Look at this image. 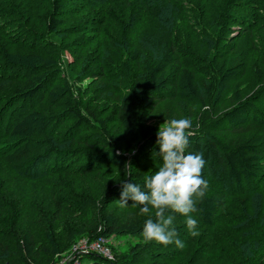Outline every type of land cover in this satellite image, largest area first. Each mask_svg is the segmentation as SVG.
Returning a JSON list of instances; mask_svg holds the SVG:
<instances>
[{"label": "trees", "instance_id": "obj_1", "mask_svg": "<svg viewBox=\"0 0 264 264\" xmlns=\"http://www.w3.org/2000/svg\"><path fill=\"white\" fill-rule=\"evenodd\" d=\"M241 34L259 52L264 0H0V264H56L77 237L114 235L139 241L78 264H264L251 260L264 245V45L259 57L233 53ZM88 44L97 65L77 70L64 52ZM85 76L103 85L82 91ZM166 100L167 119L192 121L189 151L206 161L208 189L192 213L199 235L172 213L183 248L145 242L140 206L119 202L121 181L142 183L161 165L146 120ZM124 160L106 193L67 194L71 178ZM86 209L93 221L57 232L63 210ZM38 220L40 241L29 227Z\"/></svg>", "mask_w": 264, "mask_h": 264}, {"label": "clouds", "instance_id": "obj_2", "mask_svg": "<svg viewBox=\"0 0 264 264\" xmlns=\"http://www.w3.org/2000/svg\"><path fill=\"white\" fill-rule=\"evenodd\" d=\"M192 129L193 123L187 118L172 119L166 126L160 124L155 141L159 151L153 153L161 159L157 171L143 177L142 183L130 179L120 182L121 206L130 201L140 206V213L146 217L141 233L145 242L155 241L163 246L174 243L183 248L172 213L186 218L191 236L199 235L198 221L192 213L199 211L198 203L205 198L208 183L202 176L206 164L203 153L189 151Z\"/></svg>", "mask_w": 264, "mask_h": 264}, {"label": "rangeland", "instance_id": "obj_3", "mask_svg": "<svg viewBox=\"0 0 264 264\" xmlns=\"http://www.w3.org/2000/svg\"><path fill=\"white\" fill-rule=\"evenodd\" d=\"M255 40H256V44L258 46L259 52L256 50L255 51L253 50L251 43L248 40V35L247 34H241L239 37H237L233 40V43H235V46H237V48L234 49L233 53H235L237 51V52H240L241 54H245V58L247 56H250L251 58H255L256 56L259 57L260 56V50L263 49V45H264V36L260 34L259 36L256 37ZM60 51L63 52V49ZM64 53H65V57H66L67 61H68V58L71 59L72 63L75 65V68L77 70L91 71L97 65V63L94 61H96V59H98V54H97V50L93 44H88L85 47H82V46L69 47L68 49H66V52H64ZM245 72L252 74L250 66L245 69ZM248 80H250V79H249L248 75L245 74L241 77L240 82L243 83V85H244ZM102 83H103V81L100 78L85 76L81 81V86L83 87L82 91L86 90V88L89 85L99 86ZM104 86H106V85H104ZM243 87H245V86H243ZM251 92H252V88L249 89L247 92H244V94H246L248 96L251 94ZM90 95H92L91 91L85 96V98L88 99ZM173 104H174V102H170L167 100L160 103L155 108V110L151 113V115L147 118L146 123L154 126L157 130H158V127L160 124H162V126H166L167 123L170 121V119L166 118L167 117L166 113L163 112V110H164V108H166V106L173 105ZM192 110L195 111L194 108H192ZM118 136L121 138L120 142L122 141L121 144H123L124 150L126 151L125 155L130 157L133 150L132 149H126V147H127L126 140L128 139V137H124L122 133H119ZM125 163H126V161L124 160V161H122V165L117 164V165L113 166L112 170L102 171V172L97 173V174H92L89 176V178L79 177V179H77V180L71 178L70 181H68V183H66L67 194L72 193L73 195H76L75 191L76 192H84L87 189H89L91 192L97 191V192H101V193H106L107 191H105V190L107 189V186L110 184L111 181L113 182V181L120 180V179L124 178L125 175L121 174V173L119 174V172H121V170L123 168V164H125ZM126 164L128 165V163H126ZM72 184H73V186H72ZM48 185L51 188V191L53 192L54 188H55V184L54 183H48ZM76 186L81 188V190L77 189ZM21 188H22L23 193L25 194L26 198H30L33 194L39 195V191H35L34 189H32L30 192H28L29 186L23 187L22 185H18V186H16L14 191L19 192ZM85 212L86 213H83V215L81 216V215H78L77 213H73V211L63 210V212H62L63 216L60 220H58L55 223V226H56L55 229L58 232L59 230H65L68 226H76L79 222L83 223V224H88V221L91 222L96 218V215H94V214L92 215V213H91L92 211L86 209ZM119 212H121V211L119 210ZM51 216H52V213H51L50 217ZM41 222L42 221L38 220L37 222L30 223L31 225L29 226L31 228L36 227L38 229V230L35 229V238H36V240H39V241L43 239V237L41 239V234L43 233L42 232L43 227L40 228L41 226H43ZM63 233H65V232H63ZM87 239H89L87 236L77 237L75 242H74L75 244L73 243L72 246L68 250H65L59 256L56 264H73L81 255H86V254H80L79 253V247L82 244L83 240H87ZM136 241H139L138 237H136V236H131V235L117 236V235H114V236L107 237L103 241L102 246L111 255V258H109V259H114V251L120 252V253L127 252L128 249L130 248V246H132ZM74 246H77L78 249L74 250ZM91 253H96V252H90L87 254H91ZM96 254H99V253H96ZM241 254L244 255V253H241ZM99 255H101V254H99ZM263 256H264V245L260 246V249L256 250V252L253 254V258H251V256L249 255L251 260L254 258H257V257L262 258ZM63 259H65V260H63ZM69 259H71V260L69 261ZM186 260L187 259L185 258L183 260V262L185 263ZM190 260H191V258H190ZM176 264H178V263H176Z\"/></svg>", "mask_w": 264, "mask_h": 264}, {"label": "built area", "instance_id": "obj_4", "mask_svg": "<svg viewBox=\"0 0 264 264\" xmlns=\"http://www.w3.org/2000/svg\"><path fill=\"white\" fill-rule=\"evenodd\" d=\"M105 239H106V237L99 236V237H97L95 239L83 240L82 244L79 247V253L80 254H87V253H90V252H96V253H99V254H101L102 256H104V257H106L108 259L111 258V255L109 254V252H107L102 246V243H103V241ZM75 249H78V247L74 246V250ZM71 259H69V261ZM63 260H65V259H63ZM73 264H78V259Z\"/></svg>", "mask_w": 264, "mask_h": 264}]
</instances>
